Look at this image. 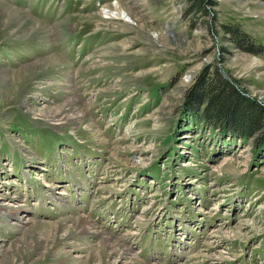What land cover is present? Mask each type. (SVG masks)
I'll use <instances>...</instances> for the list:
<instances>
[{"label":"rangeland","instance_id":"374dc122","mask_svg":"<svg viewBox=\"0 0 264 264\" xmlns=\"http://www.w3.org/2000/svg\"><path fill=\"white\" fill-rule=\"evenodd\" d=\"M201 1L0 0V264H264V141L185 98L264 107V0Z\"/></svg>","mask_w":264,"mask_h":264},{"label":"trees","instance_id":"16d2710c","mask_svg":"<svg viewBox=\"0 0 264 264\" xmlns=\"http://www.w3.org/2000/svg\"><path fill=\"white\" fill-rule=\"evenodd\" d=\"M202 3L201 0H193L191 10L205 12ZM224 28L236 43L248 39L238 26L225 25ZM185 98L187 106L202 107L203 117L210 123L226 127L231 134L237 133L240 137H251L257 132L264 141V107L245 95L218 68L209 72L205 69L198 74L188 87Z\"/></svg>","mask_w":264,"mask_h":264},{"label":"bare ground","instance_id":"6f19581e","mask_svg":"<svg viewBox=\"0 0 264 264\" xmlns=\"http://www.w3.org/2000/svg\"><path fill=\"white\" fill-rule=\"evenodd\" d=\"M116 9L119 10V6H116ZM104 13H105V15L108 18H117V19H121L123 21H127L126 18H128V20H130L127 14H126V16L123 15L125 13L123 11L122 12H120V11H118V12L105 11ZM48 61L53 63L52 65H57V64L60 63V61L58 60L57 56H53L51 58H48ZM72 107L74 108L76 106L72 104L71 107H70L71 111H76ZM76 109H79V107H76ZM80 113H82V112L80 111ZM74 223H75V225H74L75 228L79 227L81 230L83 229L84 225L86 224L85 221H83V219H81V218L75 220ZM100 248L105 253L109 252V253H111L113 255H117L119 258L121 257L122 259H126L127 260V252L128 251L126 249H124L116 241H113L109 237H104L103 239H101ZM129 259H131V258H129Z\"/></svg>","mask_w":264,"mask_h":264}]
</instances>
